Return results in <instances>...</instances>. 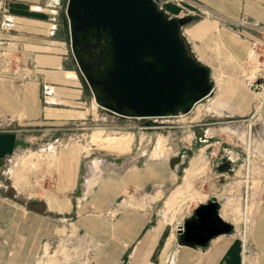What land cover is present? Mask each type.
<instances>
[{"label": "crops", "instance_id": "0c3cea01", "mask_svg": "<svg viewBox=\"0 0 264 264\" xmlns=\"http://www.w3.org/2000/svg\"><path fill=\"white\" fill-rule=\"evenodd\" d=\"M62 4L63 0H8L13 27L0 37V124L8 126L0 128V160L9 164L5 180H0V264H36L42 244L70 230L90 245L84 264H245L248 242L229 219L237 215L227 211L229 217L223 216L226 205L220 215L234 224L233 233L218 235L206 248L180 243V228L196 220V209L211 198L168 206L192 184L182 181L175 161L142 159V152L121 153L115 157L121 162H112L87 191L95 164L87 163L83 145L66 143L52 157H39L36 144L44 145V136L61 138L67 124L93 119L99 112L72 51L65 49L69 40L58 20ZM184 5L193 15L187 16L190 21L182 26V35L193 56L210 69L213 83L214 73L242 72L251 39L262 42L259 50L264 56V0H185ZM159 7L169 17L183 15L175 3L160 0ZM16 53L31 60L26 76L22 68H14ZM230 58L234 65L224 63ZM16 74L19 83L13 80ZM226 81L217 102L232 117L249 116L253 96L254 106L261 97L243 93L245 85L252 86L250 78L245 85L235 78ZM214 90L204 100L212 99ZM19 152L34 154L19 162ZM173 187L171 201L161 205ZM248 240L247 256L253 264H264V185Z\"/></svg>", "mask_w": 264, "mask_h": 264}, {"label": "rangeland", "instance_id": "374dc122", "mask_svg": "<svg viewBox=\"0 0 264 264\" xmlns=\"http://www.w3.org/2000/svg\"><path fill=\"white\" fill-rule=\"evenodd\" d=\"M166 1L182 8L181 17L193 15L184 5L185 0ZM58 20L62 30L66 32L70 46L66 0H63ZM11 30H6L2 34ZM251 50L250 44L247 58L241 64L242 72L239 74H213L215 90L212 99L198 103L190 113L168 117L129 118L116 115L99 106L98 115L93 119L67 124V129L62 131L65 134L61 133V138H56L58 134L55 136L52 133L44 136L42 140L44 145L36 144L40 148L39 157L44 153L52 157L53 153L66 143L77 142L83 145L88 155L87 163L95 164L91 167L87 179V191L91 190L99 176L111 168L112 162L117 164L121 162L115 158L116 155L134 151L142 152V156H139L142 159L149 156L165 157L179 165L182 181L185 178L186 182L192 183L184 186L170 205L166 203L168 206L179 203L196 204L200 200L217 196L223 204L222 207L226 205L222 211L223 216L228 218V212L237 215L238 219L231 216L229 219L236 222L242 231L241 234L244 235L247 230L249 239L264 185V99L262 102V97H258L254 106L253 96L252 113L243 118L230 116L217 100L219 101L227 78L230 80L235 78L242 85L246 84L244 80L247 77L250 78L252 86L245 85L246 89L243 92L245 94L249 92L254 95L255 90L264 87V56L261 55L260 58L261 56ZM6 51L11 52L10 49ZM217 54L218 60H221L220 52ZM7 57L6 62L9 63V56ZM14 59V68H22V75L26 76L25 71L31 66V60L21 53H16ZM230 59L231 62L224 63L234 65L235 59ZM4 72L6 73V70ZM14 76L15 83H19L18 75ZM261 102L263 106L259 108ZM0 128H8L6 122L1 123ZM120 140H125L126 144L122 148L123 152H116L112 145ZM33 154L19 152V162H25ZM127 161L129 162V159ZM10 189L13 193L12 188ZM174 189L175 187L167 191L161 205L170 200L169 196ZM74 232L70 230L46 244L43 243L40 251L36 252L34 263L84 264L90 245L81 235L75 236ZM248 239L247 255L250 254ZM253 261L247 256V263L253 264Z\"/></svg>", "mask_w": 264, "mask_h": 264}, {"label": "water", "instance_id": "95a60500", "mask_svg": "<svg viewBox=\"0 0 264 264\" xmlns=\"http://www.w3.org/2000/svg\"><path fill=\"white\" fill-rule=\"evenodd\" d=\"M160 0H68L71 51L103 109L122 117L188 114L212 94L210 69L194 57L182 35L190 17H169ZM88 57V58H87ZM9 164L0 160V180ZM213 196L196 209V220L179 230V241L206 248L234 224L220 215ZM198 221V222H197Z\"/></svg>", "mask_w": 264, "mask_h": 264}, {"label": "built area", "instance_id": "2783aa9c", "mask_svg": "<svg viewBox=\"0 0 264 264\" xmlns=\"http://www.w3.org/2000/svg\"><path fill=\"white\" fill-rule=\"evenodd\" d=\"M183 1V0H177ZM180 3V2H179ZM8 0H0V37L2 33L6 30H11L13 27L12 16L9 14ZM240 23V22H239ZM4 41L0 40V50L2 49V45ZM262 42L260 40L251 39V51L255 52V54L261 56V51L259 50ZM65 49L71 51V45L65 46Z\"/></svg>", "mask_w": 264, "mask_h": 264}, {"label": "bare ground", "instance_id": "6f19581e", "mask_svg": "<svg viewBox=\"0 0 264 264\" xmlns=\"http://www.w3.org/2000/svg\"><path fill=\"white\" fill-rule=\"evenodd\" d=\"M254 87V86H253ZM261 97H263V99H264V87H262V88H258V90H255ZM263 105H262V103H261V105H260V107L259 108H261ZM125 144H126V141L125 140H120L118 143H116V144H114V145H112V146H114L113 147V150H115L116 152H118V151H122L123 152V149L122 148H124V146H125ZM244 239L245 240H247V230H245V232H244ZM246 244V241H245V243H244V245ZM246 250V249H245ZM244 262H245V264L247 263V255H245L244 256Z\"/></svg>", "mask_w": 264, "mask_h": 264}, {"label": "trees", "instance_id": "16d2710c", "mask_svg": "<svg viewBox=\"0 0 264 264\" xmlns=\"http://www.w3.org/2000/svg\"><path fill=\"white\" fill-rule=\"evenodd\" d=\"M188 46V45H187ZM188 48H189V46H188ZM190 50V49H189ZM190 53L192 54V52L190 51ZM193 55V54H192Z\"/></svg>", "mask_w": 264, "mask_h": 264}, {"label": "flooded vegetation", "instance_id": "af4514ba", "mask_svg": "<svg viewBox=\"0 0 264 264\" xmlns=\"http://www.w3.org/2000/svg\"><path fill=\"white\" fill-rule=\"evenodd\" d=\"M88 58V57H87Z\"/></svg>", "mask_w": 264, "mask_h": 264}]
</instances>
